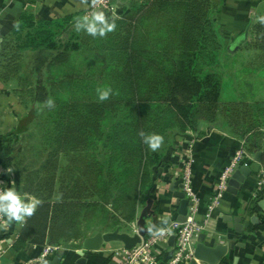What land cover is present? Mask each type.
Listing matches in <instances>:
<instances>
[{"label": "trees", "instance_id": "trees-1", "mask_svg": "<svg viewBox=\"0 0 264 264\" xmlns=\"http://www.w3.org/2000/svg\"><path fill=\"white\" fill-rule=\"evenodd\" d=\"M219 11L213 0H130L115 16V31L97 36L102 51L90 50L95 63L85 70L74 55L86 42L74 41V31L87 10L58 20L25 14L19 29L3 37L0 81H15L14 93L28 108L18 127L1 137L3 165L41 201L15 249L71 247L134 221L139 204L153 199L160 168L179 137L200 133V123H215L220 113L248 151L262 152L264 165V100L220 103L218 66L227 46L215 24ZM25 24L59 34L30 48L27 59L20 36ZM250 33L247 44L264 52V23H254ZM98 80L112 89L103 102L88 97ZM31 124L42 134H30ZM141 131L162 135L160 149L152 151Z\"/></svg>", "mask_w": 264, "mask_h": 264}, {"label": "crops", "instance_id": "crops-1", "mask_svg": "<svg viewBox=\"0 0 264 264\" xmlns=\"http://www.w3.org/2000/svg\"><path fill=\"white\" fill-rule=\"evenodd\" d=\"M120 11L130 0H111ZM220 8L215 13V24L221 35L223 43L227 46L228 57L237 59L242 55L249 59L259 58L263 53H239L242 48L253 50L247 42L252 38L251 26L258 21V17L264 15V0H213ZM93 5L91 0L85 4L83 0H0V43L5 35L13 30L21 17L25 14H34L46 20H58L69 15H90ZM240 58V56H239ZM220 71V70H219ZM222 71V70H221ZM15 81L3 84L0 81V181L8 179V167L3 165L1 152V137L15 130L20 120L28 115V108L23 105L19 97L14 93ZM244 100L247 102L263 101L253 97L241 98L224 96V80L222 79L220 103ZM33 124L29 125L32 128ZM245 147L244 139L236 135L227 124L224 116L220 113L215 123H200V133L188 131L179 137V145L173 150L166 160L163 172L158 175L152 190L153 199L150 217L147 219V227L154 225L156 228L166 227L172 219L179 217V205L174 197L172 186L175 190H182L176 185L180 177L173 172L179 170L184 152H191L194 157L192 163L193 188L199 196V207L196 215L197 220L204 222L207 213V204L213 195L214 185L218 173L230 163L236 151ZM250 152V151H249ZM253 157L256 152H250ZM250 164L253 160H245ZM5 168V173L3 172ZM261 168H264L262 163ZM11 169V168H10ZM15 183L9 185L24 198H35L24 189V184L19 180L15 171H11ZM258 174L248 176L238 190L237 194L226 191L222 203L215 208L205 223L201 234L205 235V243L210 246L218 244H230L235 242V247L229 249V256L224 257L219 264H264V209L260 203L264 201V192L257 190ZM36 199V198H35ZM146 203L138 206L136 219L128 224L137 225V220ZM225 216L241 217L243 221L251 220L257 216L259 222L251 224L247 231L242 234L235 231L231 222ZM168 217V224H162V218ZM27 218L25 219L26 222ZM15 221L9 223L6 219L4 225L0 224V264H51L56 254L62 251L58 264H116L117 259L112 253L124 247L119 242L105 244L100 250L85 251L82 241L71 247H61L46 259L36 260L44 245L28 244L25 248L17 250L14 242L23 225ZM137 227V226H135ZM197 242V241H196ZM49 244V243H46ZM175 244V241H174ZM173 246H169L159 258L157 264L165 262L173 252ZM56 264V263H55ZM196 264H208L201 261Z\"/></svg>", "mask_w": 264, "mask_h": 264}, {"label": "built area", "instance_id": "built-area-1", "mask_svg": "<svg viewBox=\"0 0 264 264\" xmlns=\"http://www.w3.org/2000/svg\"><path fill=\"white\" fill-rule=\"evenodd\" d=\"M104 8L110 11L113 15L119 16L118 6L111 0H98L97 5L92 9ZM91 9V10H92ZM91 13V12H90ZM182 163L179 170L173 172L175 176L182 178V191L185 193L186 198H189L192 204L188 208L186 221L172 219V221L164 227L165 234L162 236L148 233L142 241L135 247L127 249L122 247L112 252L117 259L116 264H157L161 253L169 248V239L175 236V244L173 252L167 260V264H191L195 260L196 263L201 261L195 257V244L204 229L207 219L210 217L211 212L221 205L224 194L228 188V182L234 171L247 161L253 160V155L243 146L239 148L229 164L220 170L217 180L214 185V192L207 204V219L204 222L197 220L196 215L199 207V196L193 188V173L192 163L194 161L193 154L189 151L184 152ZM5 173V168H3ZM8 179L0 181V192L9 189V185L15 183V178L11 172H7ZM257 178V190L264 192V168H260ZM6 223L5 215L0 214V224ZM171 247V246H170ZM60 246L53 244H45L43 246L40 256L36 259L42 261L60 250Z\"/></svg>", "mask_w": 264, "mask_h": 264}, {"label": "rangeland", "instance_id": "rangeland-1", "mask_svg": "<svg viewBox=\"0 0 264 264\" xmlns=\"http://www.w3.org/2000/svg\"><path fill=\"white\" fill-rule=\"evenodd\" d=\"M121 12V11H120ZM119 12V13H120ZM121 14V13H120ZM36 16V15H34ZM77 34V37L74 38V41L79 39L81 40V43L85 40L86 45L81 46V50L76 51L74 55V59L78 62L79 67L83 70L86 69L87 65L94 64L95 60L91 55L90 51L93 48H99V51L101 50L102 44L98 40L97 36L93 37L88 35L85 31L77 32L74 31ZM59 34V31L54 27H48L43 26L42 28H35L30 27L29 25H26L21 28L20 36L22 37V43L27 46L28 49H26V53H24L25 57L29 59L33 54V52L30 51V48L33 47H43L45 42H47L50 38H55ZM75 34V33H74ZM74 34H71L67 37L72 38ZM239 53H263V56L259 58H253L249 59L248 57L239 55L237 56V59H232L228 57L229 53L227 51H223L220 57L219 62V70L222 75V79L224 80V96L226 97H240L241 98H247L253 97L254 99H264V52H261L257 49H243ZM91 55V56H90ZM90 56V57H89ZM93 58V59H91ZM222 70V71H221ZM95 85L94 89H91L89 91H92V93L88 94V97H98L97 94V88L104 89L103 82L97 81L96 83H93ZM87 97V98H88ZM85 98V97H83ZM255 101V100H253ZM49 114L47 113L46 116ZM44 119V118H43ZM39 127H32L31 133H41V130H39ZM40 135V134H39ZM28 142V141H27ZM26 142V143H27ZM27 144H36V142H31ZM264 146V144H263ZM137 225H134V227L130 224L124 223L121 226V230L124 232H129L131 234L135 233L137 231ZM99 228V227H96ZM115 229L112 228L111 231ZM119 242H113L114 245L118 244Z\"/></svg>", "mask_w": 264, "mask_h": 264}, {"label": "water", "instance_id": "water-1", "mask_svg": "<svg viewBox=\"0 0 264 264\" xmlns=\"http://www.w3.org/2000/svg\"><path fill=\"white\" fill-rule=\"evenodd\" d=\"M262 165V152L257 151L255 153L254 159L250 164H242L240 165L232 174L228 182L227 191L233 194H237L238 190L243 182H245L246 178L253 173H258ZM166 163L164 162L160 168V172H163ZM176 185L180 188L183 187L182 178H180ZM175 184L172 186V190H174V197L177 198L179 205V217L178 220L186 221L187 212L189 206L192 204L189 198H186L185 193L182 190H175ZM152 200L148 201L146 206L141 211V214L137 220V231L133 234L129 232H124L121 230V227H117L112 231L102 232L99 231L94 235L86 237L82 241V245L84 250L87 251H97L100 250L105 244L111 242H121L124 247L127 249H131L137 246L142 239L149 233L147 227V219L150 217ZM260 206L264 209V201L260 203ZM226 219L231 222V226L235 229L236 232L242 234L247 231L251 224H256L259 222L257 216L251 218V220L243 221L241 217H232L225 216ZM175 241V236H171L169 239V245L173 246ZM235 242H231L230 244H218L216 246H210L205 243V235L200 234L197 242L195 244V257L196 259L206 262L208 264H219L224 257L229 256V249H233L235 247ZM62 251L58 252L54 258V261L51 264H58ZM159 264H166L165 262H160ZM191 264H196L195 260L191 262Z\"/></svg>", "mask_w": 264, "mask_h": 264}, {"label": "clouds", "instance_id": "clouds-1", "mask_svg": "<svg viewBox=\"0 0 264 264\" xmlns=\"http://www.w3.org/2000/svg\"><path fill=\"white\" fill-rule=\"evenodd\" d=\"M85 4L88 0H83ZM93 6L97 5L98 0H91ZM260 23H264V16L257 18ZM19 29V24L16 25ZM116 17L113 15L111 18L103 10H94L90 15H84L78 18L75 23V30L77 32L85 31L88 35L96 37H106L108 33L115 31ZM98 100L100 102L106 101L112 94V89L108 88H97ZM49 108L54 107V101L49 99L46 102ZM143 138V142L149 146L152 151L160 149L164 142V137L160 134L152 133L145 134L143 131L139 133ZM9 172L12 169H8ZM41 201L35 198H24L14 189H8L0 192V214H4L7 219L15 221L19 224H23L25 219L35 214L37 207ZM168 217L162 218V224H168ZM148 231L154 235L162 236L165 234L166 229L164 227L156 228L154 225H149Z\"/></svg>", "mask_w": 264, "mask_h": 264}]
</instances>
